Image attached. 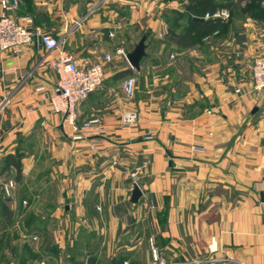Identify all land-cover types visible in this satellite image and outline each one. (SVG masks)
<instances>
[{
    "label": "crops",
    "instance_id": "0c3cea01",
    "mask_svg": "<svg viewBox=\"0 0 264 264\" xmlns=\"http://www.w3.org/2000/svg\"><path fill=\"white\" fill-rule=\"evenodd\" d=\"M8 1L15 16L30 17L33 28L49 30L59 38L78 67L100 62L104 54H110L111 61L104 66L102 85L76 108L79 118L96 114L91 118H100L103 130L72 143L67 141L72 127L50 105L57 77L43 48L37 43L16 56L2 54L0 156L12 153L19 145L32 149L33 165L42 156L44 160H59L64 171L73 161L79 171L77 180L84 179L79 183L84 185L82 191L91 188L86 183L89 180L103 182L101 189L107 196L104 209L113 228L126 226L120 223L132 212L142 216L167 211L170 232L164 235L177 245L172 252L177 256L184 254L177 241L182 235L188 237L194 256L189 264H198L200 254L204 264H264V89L253 91L250 80L252 59L264 51L261 26L248 19H232L226 32H215L200 49L160 43L162 57L165 50L172 49L180 63L173 67L177 71L171 78L179 89H172L173 101L155 112L149 103L135 102L134 98L127 104L120 89L127 76L118 79L114 75L130 66L125 58L115 55V50L131 52L145 33L162 41L167 28L165 15L170 9L183 11L186 1ZM118 18L131 27L121 29ZM70 23H74L73 30L68 29ZM187 59L194 61L195 67L184 76ZM146 61L141 62L142 69ZM127 105L139 114L136 131L120 124V114ZM87 120H80L78 126ZM40 136L45 137L43 144ZM104 137L108 140L100 139ZM193 145L204 147L205 152H193ZM135 154L139 155L135 182L143 196L132 211L128 200L133 181L125 171ZM110 161L117 166L105 167ZM90 166H98L94 177L84 171ZM26 173L22 170V175ZM73 191L78 192V188H67L69 195ZM109 196L111 203H107ZM184 214H188L187 226ZM157 225L154 219L153 226ZM61 257L43 252L26 264H77L83 259L79 255L75 259ZM19 258L11 264H22Z\"/></svg>",
    "mask_w": 264,
    "mask_h": 264
},
{
    "label": "rangeland",
    "instance_id": "374dc122",
    "mask_svg": "<svg viewBox=\"0 0 264 264\" xmlns=\"http://www.w3.org/2000/svg\"><path fill=\"white\" fill-rule=\"evenodd\" d=\"M183 1L186 0H178L180 3ZM216 1L220 2L221 0ZM223 4L228 6L226 10L229 17L226 22L229 19L230 22H232V19H248L259 24L261 26L260 30L264 32L263 22L255 21L251 16L244 17L239 14L241 10L245 11L251 4L258 6L256 8L264 9V0H240L239 2L232 0ZM169 12L165 17L172 18V14ZM252 15L254 14L252 13ZM118 22L121 29L131 27L125 19L118 18L116 23ZM73 24L70 23L69 30L74 29ZM184 24L181 23L182 26ZM54 25V30H57V24ZM44 32L50 33L49 30H44ZM207 40L208 37L197 42L195 45L197 49H200ZM160 43L162 41L148 36L145 41V55L140 61V68L139 70L131 69L129 74L136 81V94L133 101L149 103L150 108L155 112L162 110L165 102L173 101L174 93L172 89H179V86L171 78L177 71L173 67L177 68L180 63L172 49L165 50L162 57V54L159 53ZM63 47L66 51L64 44ZM263 53L264 51L259 55ZM259 55H256L252 62ZM146 58L148 64H143L142 69L141 62ZM194 67V61L187 59L183 63L182 69L185 71L182 74L187 76L185 73L188 70L192 73ZM196 72L199 73L200 71L197 70ZM200 106V109H203V105ZM75 114L76 125L80 120H89L92 116H96V114L90 113L88 116L85 114L82 118H79L76 109ZM128 129L136 131L138 124ZM71 136L67 141L76 143ZM41 137L40 141L43 144L45 137ZM149 137L151 136H146V139H151ZM100 139L102 141L108 140L107 137ZM138 139L142 140L143 138ZM23 152L26 160L25 163H22V170H26L28 173L22 175L21 181L16 182L14 180L13 169L7 172L0 171V264H11L14 262L13 260L19 257L22 258L20 263L26 264L29 260L38 259V254L43 252L62 256L61 258L64 256L65 258L75 259L76 255L82 256V261L78 260L77 264H119L118 260L120 258L123 260L121 264H150L151 256L147 245V240L150 237L155 239L160 255L170 264H189L190 259L194 258L193 254H190L189 239L186 235H182L181 239L177 241L184 254L181 256L173 255L172 252L177 248V245H172L169 242V237L164 235L170 232L167 225L170 214L167 211L153 214L147 212L142 216L135 215L132 212L125 219H122L126 222L121 221L122 223H120L126 224V226L113 228L110 226V215L104 209V198H107V196H105L104 190L101 189L102 181L89 180L86 183H89L91 188L82 191L84 185L81 187L79 183L80 181L83 183L84 179L80 180L81 178H78L77 180L79 171L76 168L77 166L74 163L72 164L73 161H69L63 171L60 168L59 160H49V158L44 160L40 156L39 162L33 165L30 157L32 149L23 148ZM3 158L4 152L0 156V170ZM70 164L72 165L70 166ZM138 165L139 155L135 154L129 158V165L125 171L130 181H138ZM108 166L116 167L117 163L110 161L105 164V167ZM97 168L92 169L90 166L85 168L84 171L86 175L90 172V176L94 177L92 173H95ZM132 174L135 175L134 178L131 177ZM10 179L17 183V187L12 196L7 198L2 191V184ZM67 188L69 190L78 188V192L73 191L69 195ZM97 188L98 191H96ZM111 199L112 196H109L107 203H111ZM2 205L6 206L10 213L3 216ZM66 206L68 207L67 210H65ZM136 206L129 204L132 211ZM154 219L158 222L156 228L153 226ZM188 219V214H184L186 226ZM156 232H159L161 236ZM157 235L159 241L156 239ZM130 246L134 248L129 250ZM204 261V256L202 254L198 255V264H204ZM58 264H62L61 261H58Z\"/></svg>",
    "mask_w": 264,
    "mask_h": 264
},
{
    "label": "built area",
    "instance_id": "2783aa9c",
    "mask_svg": "<svg viewBox=\"0 0 264 264\" xmlns=\"http://www.w3.org/2000/svg\"><path fill=\"white\" fill-rule=\"evenodd\" d=\"M10 9L11 4L8 0H0V56L2 54L19 55L23 49L37 44L39 37L40 46L46 53L49 64L57 77L50 97L52 110L61 114L72 127L73 135L71 138L75 142L84 141L86 138L102 132L103 123L98 117H93L80 126L76 125L75 109L102 85L104 66L111 61V55L104 54L100 62L80 68L64 50L63 42L60 39L50 33L40 32L35 27L33 28V20L30 17L18 18L10 12ZM228 17L227 10L220 9L212 15L205 14L202 19L226 20ZM110 36L112 37V35ZM115 55L125 58L126 52L122 48H117ZM250 80L253 91L264 89V53L253 60ZM120 89L128 104L135 96V79L131 76L126 77L121 82ZM38 90H43V88ZM235 93H239V90H235ZM119 121L122 127L132 128L138 124L139 114L127 105L121 112ZM191 150L197 153L205 152L204 147L194 145L191 146ZM131 177L134 178L135 175L132 174ZM16 187L17 183L14 180L5 181L2 184L5 197H11ZM147 245L151 256L150 264H170L160 255L153 237L148 238Z\"/></svg>",
    "mask_w": 264,
    "mask_h": 264
},
{
    "label": "trees",
    "instance_id": "16d2710c",
    "mask_svg": "<svg viewBox=\"0 0 264 264\" xmlns=\"http://www.w3.org/2000/svg\"><path fill=\"white\" fill-rule=\"evenodd\" d=\"M232 0H186V4H183V11H170L172 18L165 17L167 23L166 33L162 40L167 46L191 48L194 47L197 42L203 40L215 32H226L230 25V19L226 20L210 18L203 20L205 14L212 15L217 10L228 8L223 3H229ZM240 0H237L239 2ZM259 1V0H258ZM258 6H249L245 11L241 10L239 14L244 17L251 16L255 21L264 23V9L256 8ZM252 13L254 15H252ZM197 18L199 20H193ZM171 19V20H170ZM185 23L183 26L181 23ZM144 36H151L149 33H145ZM57 38V37H56ZM59 39V38H58ZM131 69H126L114 75L115 78L129 77ZM25 158L23 148L19 145L14 149L12 153L4 154L2 159L1 172H7L8 170H14L16 182L21 181L22 177V161ZM3 216L10 213L6 206L2 205ZM119 264L123 262L122 258L118 260ZM138 264V263H136Z\"/></svg>",
    "mask_w": 264,
    "mask_h": 264
},
{
    "label": "water",
    "instance_id": "95a60500",
    "mask_svg": "<svg viewBox=\"0 0 264 264\" xmlns=\"http://www.w3.org/2000/svg\"><path fill=\"white\" fill-rule=\"evenodd\" d=\"M193 20H199L197 18H193ZM147 40L146 36H142L139 41L135 44L133 50L131 52L126 53L125 59L127 60L130 69L139 70L140 61L145 55V41ZM37 43L40 45V38H37ZM255 110V109H254ZM130 196L128 202L132 205H137L138 201L142 198L143 193L136 182H132L130 184ZM68 207L66 206L65 210Z\"/></svg>",
    "mask_w": 264,
    "mask_h": 264
}]
</instances>
